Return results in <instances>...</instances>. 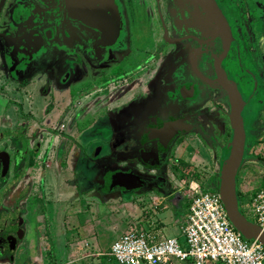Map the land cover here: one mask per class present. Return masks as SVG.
Wrapping results in <instances>:
<instances>
[{
    "label": "flooded vegetation",
    "instance_id": "flooded-vegetation-1",
    "mask_svg": "<svg viewBox=\"0 0 264 264\" xmlns=\"http://www.w3.org/2000/svg\"><path fill=\"white\" fill-rule=\"evenodd\" d=\"M114 1L120 19L119 35L113 45H101L98 42L101 34L94 27L67 17L64 0L42 6L38 0H0V88L14 81L15 69L43 50L46 55H53L54 67L61 54L64 55L68 41L72 48H69L70 56L65 54V61L69 66L62 73L66 81L70 76L68 70L85 62L76 46H85L87 50L83 54L87 55L88 64L99 67L101 72L90 78L93 89L89 91L95 96L94 101L87 102L85 112L88 114L95 108L100 97L120 105L128 90L146 88L144 85L150 81L148 87L161 91V107L157 113L139 119L137 145L130 154L137 156L147 168L156 166L157 170L174 171L181 160H173L171 153L181 143L182 135L197 133L207 140L208 129L220 133L223 126L231 129L229 97L218 81L227 79L240 93L246 130L244 156L236 176L237 196L241 201L243 194L253 193L248 192L245 183L251 170L248 162L254 160L249 157L250 151L264 142V0H247L245 9L242 0H214L228 23L229 39L218 32L199 0ZM16 35L24 37L18 39ZM226 40H229L227 44ZM14 57L16 68L12 66ZM84 87L71 90L75 95L72 103L87 91H81ZM79 109L76 112L80 115ZM3 124L1 117L0 264H47L45 251L36 247V242L31 248L29 241L30 231L33 238L36 231L30 230V210L34 208L29 192L32 180L28 177L40 168L42 134L36 128L31 134L16 137L13 128ZM175 125L181 129L165 146L161 137L148 135L152 130H166ZM63 141L59 139L56 152L63 149ZM209 142L220 148L219 155L214 156L219 160L223 150L221 141L218 144L213 137ZM28 153H31L29 160ZM254 154L264 163L260 154L256 151ZM124 173L135 179L133 187L153 183L150 178L129 171ZM42 175L39 171V181ZM31 252L41 254L40 262L33 259Z\"/></svg>",
    "mask_w": 264,
    "mask_h": 264
},
{
    "label": "rangeland",
    "instance_id": "rangeland-1",
    "mask_svg": "<svg viewBox=\"0 0 264 264\" xmlns=\"http://www.w3.org/2000/svg\"><path fill=\"white\" fill-rule=\"evenodd\" d=\"M237 3V1H235ZM242 8L245 9L247 8V0H242ZM141 42L146 41V40H140ZM67 46L64 48V54H67L70 56L69 48L70 43L66 41ZM64 46V47H65ZM74 49L77 48V51L79 54L84 57V61L82 64L79 65H73L70 70H68L69 74L72 76V86L73 90L79 89L80 87H84L81 89L82 90H92L91 84H92V79L91 76L96 73V75L101 74L99 71V67H92L88 64V58L87 55H84L83 53H86L87 48L84 46L77 47L75 48V45L73 46ZM48 57V56H47ZM51 59V55L49 56ZM82 57H79V59L82 61ZM46 60H49L47 58ZM52 65V62H47V65H45L41 71L47 72L50 70L49 66ZM67 66L69 64L67 61L64 59H60L57 61V65L54 67V71L58 72H64V70H67ZM88 70L87 72H85ZM109 69H106V71ZM68 73H65L68 75ZM98 73V74H97ZM44 76H47L48 74H43ZM66 76L63 77V74L61 77L58 79H52L51 81V89L61 86L60 83L64 82ZM64 78V79H63ZM29 80V79H28ZM128 80V79H127ZM167 79H165L166 81ZM33 81V82H30ZM42 81L36 80V79H30L29 82H25L24 84L27 86V88H32L34 91H37L40 86ZM150 82V81H149ZM149 82H146L149 84ZM22 84V85H24ZM118 83H116L117 85ZM145 84L146 88H141V89H131L128 90L121 98V103L114 102L113 100L107 101L104 100L103 98L100 97L98 100V103L96 104L97 106L95 108H92L89 110V114L86 115H79V113L76 112V106H84V111H87L86 105L87 102L94 101V96L91 95L90 92H83L80 93L77 102L72 103L75 99L74 93H72L69 90H65L64 95L61 97L62 103L58 101V97L54 95H50V102H43L40 104L41 107L37 106L39 103L42 102L41 98L43 94L39 90V92H36L34 94V107L35 110L31 109H16L15 111V118H20L24 120L27 123V126L32 130L34 127L38 128L41 130V128L45 127H52L51 129H48L47 134L42 135V144H46L48 140H50V135H53L52 145L50 147V151L48 152L49 155H52V162L51 166L48 167L47 164L44 165L45 168L48 167V170H56L54 167V162L55 157H54V151H55V146L59 142V139L62 138L64 139L66 146L65 148L60 151L65 152V155L71 152L70 151V146L72 147V152L79 150L81 153L80 159L77 164H74V169H76V172L74 174V177L78 179H83L86 176V170L83 168V166H88L89 161L91 158H93L94 153H96V150L93 151L90 148V145H96L100 144L102 140L109 139L107 142V145L110 146L111 150L114 149L115 153L111 155V158L106 157L105 162H103V166L101 168H104L105 172H108L109 169H114V168H128L129 167L125 166L127 164L126 159H122V155H128V150H130L132 146L137 145L136 143V136H137V126L139 123V119H142L146 115H153L151 113H157V110L161 107L160 106V98L162 97L161 91L160 90H154L155 88L148 87V85ZM83 85V86H82ZM138 88V87H136ZM89 93V94H87ZM49 98V99H50ZM99 98V97H98ZM126 99V100H125ZM113 101V102H112ZM69 102H71L69 104ZM50 103V105H48ZM211 106V105H210ZM92 107V106H91ZM33 108V107H31ZM81 110V108L79 109ZM32 111V112H31ZM83 110H81V113H84ZM27 112V113H26ZM76 113V114H75ZM74 115L76 117H74ZM102 115L104 117H102ZM47 119L46 123L45 120ZM28 120V121H27ZM57 124H54L56 123ZM105 123V126L101 125L102 123ZM54 124V125H52ZM111 128L113 131L110 133V135L104 136L102 138L101 135L100 137L98 134H103L108 127ZM57 128V129H56ZM107 128V129H106ZM21 129V127H20ZM47 129L45 128V131ZM204 131V130H203ZM207 137H209L207 140L199 137V135L196 133H188L182 135L181 143L177 146V148L174 151V154L171 153V157L173 160L178 161L179 164L175 165L174 171L169 172L170 174H167L166 176L168 179L171 180L172 183L176 184L175 187L178 186H183L184 189L188 188L187 183H189L191 180H195L199 183H201V186L206 187L208 189H211L212 186H217L218 185V179L214 178V180L211 181V178L216 174L215 170L218 167V158L214 160L215 153L217 156L219 155V149L220 148H214V145L209 142L211 138L215 137L217 138V143L221 141L222 144V153L224 152V146L229 141L230 137V129L229 126H223V130L221 129V133L219 130H213L214 132L211 131V129H208ZM110 132V131H109ZM202 132V130H201ZM78 134H81V137H77ZM93 134L91 136H87ZM214 134V135H212ZM76 137V138H75ZM79 140L80 143H84V146L79 145L76 143ZM92 139V140H91ZM102 139V140H101ZM85 140V142H84ZM206 140V141H205ZM220 140V141H219ZM90 142V143H89ZM86 143H89L86 145ZM78 144V145H77ZM219 144V143H218ZM118 145V148L115 147ZM254 151H250L251 160L248 162V167H250L251 170H249V177L246 180V187L248 188V192H255L259 187L264 185V163L261 161L260 156H255L254 152L256 151L258 154H260L263 159H264V142L262 144L255 145L253 147ZM87 149V150H86ZM121 150V151H120ZM90 151V152H89ZM119 151V152H118ZM117 152V153H116ZM121 152H124L119 155ZM59 153V154H60ZM57 154V153H56ZM69 155V154H68ZM67 155V156H68ZM31 153H28V160L30 159ZM34 157H32L34 161ZM178 158V159H176ZM100 160H97V162L94 163V165L97 167H100L98 164ZM174 161V162H175ZM84 162V164H82ZM102 160L100 161V164ZM32 163V160H31ZM178 163V162H177ZM28 164V163H27ZM57 164V163H56ZM175 164V163H174ZM173 166V164H170ZM217 166V167H216ZM44 168V169H45ZM63 168L61 171L60 177H68L67 182H70V175L68 170H64ZM60 170V169H59ZM59 170H56L59 172ZM139 173V172H138ZM140 174V173H139ZM158 174L157 171L153 172L152 174H146L148 177L149 175L152 177L150 178V182L159 184L160 183V176H156ZM34 175L37 176L36 173ZM163 179V178H162ZM101 178H93L92 182L95 183L100 181ZM79 181V194L83 195L84 193H88V197L78 198V203H79V209L82 210L79 212L78 216H76V208L72 206L70 209L69 207L64 211V202H59L57 207H53V201H49V205L43 198V208H46V212H43V215H45L48 219L46 220L45 225H48V228H44L46 233H49L52 235V232L55 233L53 236H51V239L49 237L43 236L41 234L40 238V245L41 248H46L44 249V256L48 258L47 264H115V261L109 257L107 254L108 252V247L109 245L113 242L114 239L117 238L118 233L121 231L119 228V222H122L125 224V227L128 229L131 226L136 225V220L134 217H131L130 215L124 216L120 214L122 211L121 204L120 206L117 205L115 206L113 211L114 215H110L111 218L108 217V215L103 216H97V219L94 220V224L89 225L86 222L87 214L85 213L86 211L90 212L89 209L91 208L93 204H100L99 201L101 202L102 200L107 199L109 196H114L115 192H110L109 196L106 195V191H101L98 192L96 187H91L90 184H86V188L88 189H83L82 184H80ZM66 179L64 180L63 186L67 188V184L65 183ZM180 183V184H179ZM177 184H179L177 186ZM210 184V185H209ZM70 188V185L68 186ZM58 190L60 191V187H57ZM63 189V191H67V193H63L64 196H58V198H67L70 196V189ZM91 189H94L93 193H91ZM122 190V189H121ZM74 191V189H73ZM245 191V190H244ZM247 191V190H246ZM75 192V191H74ZM121 192H125V194L131 191H126L122 190ZM77 192V195H79ZM133 194V193H132ZM97 195V196H95ZM134 197H136L133 194ZM133 196L128 199V201L131 202H136V199L133 198ZM245 194L242 195L244 197ZM239 198V203H240V197ZM60 201L57 199V202ZM84 201L89 202V207H86V202L82 203ZM127 201V202H128ZM34 203V200L32 201ZM38 206H39V202ZM41 204V203H40ZM85 204V207L83 206ZM104 204V202H103ZM107 205H103L100 208V211L103 209H106ZM132 205H129L127 208L131 209ZM240 210L242 213L245 215L246 218L250 220H254L253 216L249 214L247 211L241 208V205H239ZM38 208V207H36ZM116 210V211H115ZM63 211L65 213H63ZM49 212H53V215H49ZM132 212V210H131ZM187 212V206H185L184 203H179L175 207L167 206L165 208V217H164V223L167 224L168 232L169 234L175 236L178 238L180 243H183L185 241L184 236L182 235L181 228L180 226L183 223V218L185 217ZM100 214V213H99ZM52 218V225L50 218ZM96 217V216H95ZM64 220V225L63 221ZM59 228H61L64 236V239L61 238V236L58 234L59 233ZM68 233L67 235H65ZM76 234H78L79 238H83L84 242L87 241L89 243V246L87 245V248H82L78 249L76 245H74V242L77 238ZM45 235V234H44ZM119 237V236H118ZM39 239V238H38ZM53 252H51V250ZM90 249V250H89ZM92 251H101L102 254H94ZM33 259L36 262H40L38 259L39 256L37 253L31 252ZM187 264V263H183Z\"/></svg>",
    "mask_w": 264,
    "mask_h": 264
},
{
    "label": "crops",
    "instance_id": "crops-1",
    "mask_svg": "<svg viewBox=\"0 0 264 264\" xmlns=\"http://www.w3.org/2000/svg\"><path fill=\"white\" fill-rule=\"evenodd\" d=\"M54 0H38V3L42 6V3L44 4H48V2H53ZM17 29V28H16ZM20 38L18 39H23L24 35H16ZM51 53H49L48 55H46V52L43 50L40 54L32 57L31 59H29L28 61H25L23 63V65L21 67H19L18 69H15V78L13 82H10L7 84V87L5 88H0V118L3 117L4 118V124L5 126H9L10 128H13L14 130V134L16 137H20L21 135H28L31 134V132L36 129V127H34L32 130L27 126V123L20 119V118H15V111L16 109H28V110H35L34 107L36 108V106L34 105V94L36 92H39V90L41 91V93L43 94L41 100L42 102L39 103L37 106L41 107L40 104H42L44 101L45 102H50V100L52 98H50V95H54L58 97V101L60 103H62L61 101V97L64 95L65 90H69L71 91L73 88L72 86V76L70 75L66 81H64L63 83H60L61 86L55 87L53 89H51V81L52 79H58L59 77H61L62 72H58V71H54V67L57 65V61L60 60L61 58L66 60L65 54H61L60 59H58L55 64L54 67L53 65H51L53 68H50L51 66H49L50 70L45 72L42 71L43 67L45 65H47V62H52L53 59H50ZM48 56V57H47ZM53 55H51L52 57ZM15 58V57H14ZM47 58H49V60H46ZM13 67L16 68L17 66V58H15L13 60ZM48 74L47 76H44L43 74ZM30 79H36V80H41L42 84L40 86V88L37 91H34V89L32 90V88H27V86L24 84L26 81L29 82ZM33 82V81H30ZM1 84V82H0ZM24 84V85H22ZM83 86V85H82ZM136 89H141V88H134V90ZM40 93V92H39ZM7 94V95H6ZM50 98V99H49ZM8 99V101H7ZM71 102H69L70 104ZM9 104V105H8ZM48 105H50V103H48ZM33 107V108H31ZM79 109V106H76V110ZM88 109V108H87ZM32 112V111H31ZM27 113V112H26ZM87 112L84 111L83 114L81 115H86ZM89 114V113H88ZM28 121V120H27ZM47 119L45 120L46 123ZM105 123H102L101 125L105 126ZM54 124H57L54 123ZM52 124V125H54ZM2 127V126H1ZM21 127V129H20ZM108 127V126H107ZM45 128L47 129L45 131ZM45 128H41V130H39V133L43 134H47L49 135L50 133H48V129H51L52 127H45ZM1 129V128H0ZM53 129V128H52ZM57 129V128H56ZM107 129V128H106ZM110 131V132H109ZM113 131L111 130L110 127H108V129L102 134H98V136L104 137L107 135H110V133H112ZM93 134L87 135V136H91ZM51 139H53V135H50ZM77 137H81V134H78ZM76 138V137H75ZM64 140V139H63ZM92 140V139H91ZM102 140V139H101ZM77 141V139H76ZM109 141V139H104L102 140V142L100 144H94V145H90L91 150L95 151L96 153H94L95 156H93V158H91V160L88 163V166H83V168H85L86 170H88L86 172V176L83 179H78L76 177H74V174L76 172V169H74V164H77L79 159H80V152L79 150H76L74 152H72V147L70 146V151L71 153H68L65 155V152H61L65 146L66 143L65 141H63L64 146L63 149L61 148L60 151L56 152V149L54 151V157H55V161L54 162V167L56 168V170H59V172H57L55 169L50 171V169L48 170V167L51 166V162H52V155H49V151H50V147L52 145V141L51 142H47L46 144H41V148L40 151L38 153V157L39 159L40 156H42L41 162H39L40 168L36 169L34 173L37 174L34 175V173H32L31 177L29 176L28 178H30L32 180L31 185H30V204L31 206L34 208L33 210H30V226L31 229H35L36 231V237L33 238V234L32 231H30V235H29V241H30V246L32 248V246L35 244L34 242H36V247L41 248L40 245V238H41V234H43V236L45 237H49V239H51V236H53L55 233L52 232V235L49 233H46V231L44 230V228L46 227V229L48 228V225L44 224L46 223V219L47 217L45 215H43V212H46V208H43V198L45 199V201L47 202V204L49 205V201H53V207H57L59 202H64V208L63 210L65 211L68 207L71 209L72 206L77 207L76 209V216H78L79 212L82 211L80 210L78 207L79 203H78V198L77 197H88V193H84L83 195L79 194V181L80 180V184H82L83 189H88L86 188V184H90L91 187H96L98 192L101 191H106V195L109 196L110 192H115L114 196H109L107 199L104 198V200H102L101 202L99 201L100 204H93L92 206L89 207V202L84 201L82 203L86 204L87 208H90L89 211H86L85 213L87 214V220L85 223H87L89 225L90 224H94V220L97 219V216H103L104 215H108L109 218H111L112 215H114V208L115 206L121 204V209L122 211L120 212V214L124 215V216H128L130 215L131 217H134V219L136 220V225H134V227L139 228V229H146L150 232L151 235H153V239L154 240H160L162 238L165 237H175L171 234H169V232L167 231V224L164 223V217H165V208L167 206H171V207H175L176 205H178L179 203H184L185 206H187V212L186 215L188 213V208H189V204L191 201V196L193 194V190L190 187V182L187 183L188 188L184 189V185L183 186H178L179 184H177L178 187H175L176 184L172 183L170 179H168V177L166 176L167 174H170L169 170L166 169V171L164 170H157L156 166H151V167H145L143 166L138 157L130 154L131 149H134V146L130 147L131 149L128 150V155H122L124 152H121L119 154H115V155H119L122 157V159H126L127 164L125 166L129 167L128 168H112L109 169L108 172H105L104 168H101V166H103V162H105V158H111V155L113 153H115V148L111 150L110 146L107 145V142ZM85 142V140H84ZM76 143H78L81 146H84V143H80V141L78 140ZM90 143V142H89ZM89 143H86V145H88ZM77 144V145H78ZM47 146V147H46ZM56 147V146H55ZM118 148V145L115 146ZM87 150V149H86ZM121 151V150H120ZM90 152V151H89ZM119 152V151H118ZM57 153V154H56ZM60 153V154H59ZM117 153V152H116ZM68 155V156H67ZM223 157V153L221 154L220 159L218 160L217 164L218 167L215 170L216 174H219V170H220V165H221V159ZM216 157H214L215 160ZM38 159V160H39ZM97 160H102V164H100L99 161V165L100 167H97L94 165L95 162H97ZM217 160V159H216ZM47 164V168L44 167V165ZM82 164H84V162H82ZM45 168V169H44ZM65 168L64 170H68L69 171V175H70V182H67L68 177H60L62 176L60 173L61 171H63L62 169ZM112 170H117L120 172H128L129 173H133L136 174L137 176L140 175L144 178H148V177H152V176H146V174H152L153 172L157 171L158 174L156 176H160L162 178H160V183L156 184V183H150L148 185H141L139 187H132V188H127L124 189L122 187H119L118 185H115L112 188H107L106 184H105V177L107 176V174L109 172H111ZM39 171L43 174L42 175V179L39 181L38 180V174ZM140 174H139V173ZM101 178L100 181L96 182H92V179L95 178ZM66 179V184H67V188L65 186H63L64 180ZM149 179V178H148ZM193 182H197L195 180H191ZM70 185V188L68 187ZM60 187V191H57L58 188ZM70 189V196H68L67 198H58V196L63 197L64 194L63 193H67V191H63V189ZM82 188V187H81ZM74 189V191H73ZM126 190V191H131L128 192V194L125 192H121L122 190ZM94 189H91V193H93ZM77 192L79 195H77ZM136 196L134 197L133 194ZM44 196V197H43ZM97 196V195H95ZM130 196L136 199V202H129L128 199L130 198ZM43 197V198H42ZM57 199H59L60 201L57 202ZM34 200V203L32 202ZM128 201V202H127ZM39 202V206L38 203ZM104 202V204H103ZM41 203V204H40ZM85 204H83V206L85 207ZM103 205H107L106 209H103L102 211H100V208ZM129 205H132L131 209L127 208ZM38 207V208H36ZM118 207V206H117ZM132 210V212H131ZM63 211V213H65ZM116 211V210H115ZM114 212V213H113ZM49 215H53V212H49ZM100 213V214H99ZM111 215V216H110ZM186 215L185 217L182 219L183 223L180 226L181 228V232H182V226L185 223L186 220ZM96 216V217H95ZM50 218V216H49ZM51 221V225H52V218H50ZM63 221V225H64V220L62 218ZM35 225V226H33ZM53 226V225H52ZM119 228L121 229V231L118 233V236H120L125 230H127V228L125 227V224H123L122 222H119ZM45 234V235H44ZM61 238L64 239V234L61 230V228H59V233H58ZM68 233H66L65 235H67ZM77 238L74 242V245L77 246L78 249H82V248H87V245L89 246V243L87 241H83L85 239L83 238H79L78 234H76ZM55 237V236H53ZM39 238V239H38ZM115 240V239H114ZM113 240V241H114ZM113 243V242H112ZM111 243V244H112ZM108 247V251L110 249V246ZM43 250L46 249L45 247L42 248ZM51 250V249H50ZM90 250V249H89ZM107 251V252H108ZM39 252V249H38ZM51 252H53L51 250ZM94 254H102L101 251H92ZM41 255V254H40ZM39 256V253H38ZM40 258V256H39ZM175 264H183V262L181 263H175Z\"/></svg>",
    "mask_w": 264,
    "mask_h": 264
},
{
    "label": "built area",
    "instance_id": "built-area-1",
    "mask_svg": "<svg viewBox=\"0 0 264 264\" xmlns=\"http://www.w3.org/2000/svg\"><path fill=\"white\" fill-rule=\"evenodd\" d=\"M190 187L183 243L177 237L154 240L148 230L131 226L113 241L107 254L118 264H264V245L236 230L219 192L201 189L199 182L190 181ZM239 205L264 230V185L244 196Z\"/></svg>",
    "mask_w": 264,
    "mask_h": 264
},
{
    "label": "water",
    "instance_id": "water-1",
    "mask_svg": "<svg viewBox=\"0 0 264 264\" xmlns=\"http://www.w3.org/2000/svg\"><path fill=\"white\" fill-rule=\"evenodd\" d=\"M219 33L231 37L228 23L214 0H199ZM68 18L78 20L86 26L94 27L100 34L101 45H113L119 35L120 19L114 0H64ZM229 40H226V44ZM219 75H221L219 73ZM218 81L227 91L230 110L229 120L231 136L225 146L223 159L218 174V192L222 198L227 216L239 233L246 239H256L264 245V230L254 221L245 217L239 207L236 188V176L242 162L246 146V130L242 120L243 103L238 90L227 79ZM180 127L175 125L166 130H152L149 136H159L165 146ZM135 179L124 172L111 171L106 176L107 188L118 185L124 189L132 188Z\"/></svg>",
    "mask_w": 264,
    "mask_h": 264
},
{
    "label": "trees",
    "instance_id": "trees-1",
    "mask_svg": "<svg viewBox=\"0 0 264 264\" xmlns=\"http://www.w3.org/2000/svg\"><path fill=\"white\" fill-rule=\"evenodd\" d=\"M230 136H231V129H230ZM230 139V137H229ZM214 178L218 179V175H214L212 178H211V181L214 180ZM210 185V184H209ZM204 190H211V191H218V185L217 186H212L211 189H208L206 187H203ZM250 220V219H249ZM111 259H113L115 261V264H118L116 259L112 256H109ZM186 263V262H184ZM187 264H190L189 262H187Z\"/></svg>",
    "mask_w": 264,
    "mask_h": 264
}]
</instances>
